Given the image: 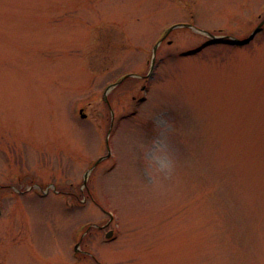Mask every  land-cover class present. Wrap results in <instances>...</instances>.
<instances>
[{"label": "rangeland", "instance_id": "374dc122", "mask_svg": "<svg viewBox=\"0 0 264 264\" xmlns=\"http://www.w3.org/2000/svg\"><path fill=\"white\" fill-rule=\"evenodd\" d=\"M263 18L264 0H0V264H264V27L195 52ZM127 72L148 76L107 91L95 165Z\"/></svg>", "mask_w": 264, "mask_h": 264}, {"label": "water", "instance_id": "95a60500", "mask_svg": "<svg viewBox=\"0 0 264 264\" xmlns=\"http://www.w3.org/2000/svg\"><path fill=\"white\" fill-rule=\"evenodd\" d=\"M259 28H260V26H258L254 31H253V33L247 38V39H245V40H243V41H239V40H234V39H232L231 40V42L230 43H233V44H238V45H244V44H247V43H249L250 42V40L255 36V34L259 31ZM214 39H219L218 37H214V36H212ZM155 50H156V47H155V49H154V52H155ZM106 100V99H105ZM107 143H108V140L106 141ZM85 182V181H84ZM110 234H108V236H109Z\"/></svg>", "mask_w": 264, "mask_h": 264}, {"label": "flooded vegetation", "instance_id": "af4514ba", "mask_svg": "<svg viewBox=\"0 0 264 264\" xmlns=\"http://www.w3.org/2000/svg\"><path fill=\"white\" fill-rule=\"evenodd\" d=\"M190 17H191V16H189L188 19H189ZM185 21L188 22L187 20H185ZM104 226H105V224H104L102 227H104ZM79 253L81 254L82 251L79 250ZM76 257H77V256H75V258H76ZM97 263H98V262H97ZM99 264H100V263H99Z\"/></svg>", "mask_w": 264, "mask_h": 264}, {"label": "bare ground", "instance_id": "6f19581e", "mask_svg": "<svg viewBox=\"0 0 264 264\" xmlns=\"http://www.w3.org/2000/svg\"><path fill=\"white\" fill-rule=\"evenodd\" d=\"M170 32H171V30L169 31V33H170ZM169 33H168V34H169ZM168 34L166 35V37L168 36ZM166 37H164V40H165Z\"/></svg>", "mask_w": 264, "mask_h": 264}]
</instances>
